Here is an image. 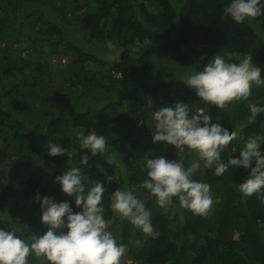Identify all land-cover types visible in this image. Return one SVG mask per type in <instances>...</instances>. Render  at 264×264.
Returning <instances> with one entry per match:
<instances>
[{
  "label": "trees",
  "instance_id": "trees-1",
  "mask_svg": "<svg viewBox=\"0 0 264 264\" xmlns=\"http://www.w3.org/2000/svg\"><path fill=\"white\" fill-rule=\"evenodd\" d=\"M229 2L0 0V228H15L28 240L42 235L47 227L37 193L80 211L55 177L88 154L79 149L76 133L95 131L106 137V156L115 163L90 156L81 168L86 185L104 183L108 229L126 245L121 264H264V203L236 188L250 169L232 166L213 175L201 161L193 178L209 182L215 196L207 216L178 204L162 209L141 186L147 158L178 159L185 166L196 159L190 151L152 142L156 108L182 101L193 111L209 109L213 122L239 128L238 139L222 153L225 159L239 156L243 140L264 134V113L250 123L247 108L248 102L264 104V87L220 110L199 102L183 84L217 52L233 61L252 55L264 77V16L238 24L223 15ZM108 41L116 45V62L105 59ZM48 140L68 152L49 156ZM118 187L132 190L151 210L153 234L112 213ZM28 264L43 262L30 256Z\"/></svg>",
  "mask_w": 264,
  "mask_h": 264
},
{
  "label": "clouds",
  "instance_id": "clouds-1",
  "mask_svg": "<svg viewBox=\"0 0 264 264\" xmlns=\"http://www.w3.org/2000/svg\"><path fill=\"white\" fill-rule=\"evenodd\" d=\"M225 18L236 23L246 19L264 16V0H230L223 8ZM141 45L140 41L136 42ZM109 53L105 59L116 62L119 59L114 51L116 45L108 41ZM133 52L137 48L132 49ZM261 67L252 63V55L245 54L233 61L230 56L217 52L199 70H193L183 81L186 87L194 90L199 102L225 109L236 99L248 101L253 87H264ZM149 107L152 101L148 99ZM249 122H255L264 113V104L248 102ZM209 110V109H208ZM208 110L197 108L193 111L188 103L178 101L173 106L156 108L152 113L154 129L152 142H165L179 152L190 151L196 159L188 166L181 160H168L165 157L147 158L144 162L146 176L141 186L155 197L158 207L167 210L170 206L191 211L194 215L207 216L212 210L215 196L212 185L204 180L194 179L201 167L214 169L213 175H222L232 166L243 167L248 172L244 182L236 184L243 197L253 194L264 203V134L250 136L239 146V156L230 155L225 159L222 153L239 137V128L224 123L213 122ZM79 149L88 150L77 166L68 167L55 177L61 191L74 197L80 211L74 212L68 201L56 202L53 198L39 193L41 223L47 227L42 235L33 234L24 239L17 229L0 228V264H28V258H40L43 264H121L126 245L108 229L102 199L104 183L94 180L85 184L86 175L81 166L88 164L89 158L103 156L108 165L114 158L106 156L108 141L103 134L95 131L85 134L83 130L75 135ZM48 155L62 156L68 151L58 143L48 140ZM98 170L103 169L98 165ZM111 182L114 176H107ZM110 209L113 214L127 219L131 225L144 234L154 233L151 210L145 206L134 192L128 188H117L111 195ZM66 229V231H65Z\"/></svg>",
  "mask_w": 264,
  "mask_h": 264
},
{
  "label": "rangeland",
  "instance_id": "rangeland-1",
  "mask_svg": "<svg viewBox=\"0 0 264 264\" xmlns=\"http://www.w3.org/2000/svg\"><path fill=\"white\" fill-rule=\"evenodd\" d=\"M26 31H27V30L23 31V33L26 32ZM104 53H105V52H104ZM106 55H107V53H105V56H106Z\"/></svg>",
  "mask_w": 264,
  "mask_h": 264
}]
</instances>
